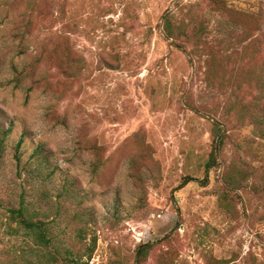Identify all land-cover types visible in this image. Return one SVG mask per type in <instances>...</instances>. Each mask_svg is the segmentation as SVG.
Listing matches in <instances>:
<instances>
[{
  "label": "rangeland",
  "instance_id": "1",
  "mask_svg": "<svg viewBox=\"0 0 264 264\" xmlns=\"http://www.w3.org/2000/svg\"><path fill=\"white\" fill-rule=\"evenodd\" d=\"M227 1L261 26L248 40L210 0H0V264H32L33 238L6 218L22 205L60 248L84 255L96 239L91 264H134L148 242L147 264L167 251L177 264H264V138L230 105L235 84L264 74V0ZM165 15L186 35L168 39ZM214 122L228 138L207 172ZM231 167L245 181L226 197Z\"/></svg>",
  "mask_w": 264,
  "mask_h": 264
},
{
  "label": "trees",
  "instance_id": "2",
  "mask_svg": "<svg viewBox=\"0 0 264 264\" xmlns=\"http://www.w3.org/2000/svg\"><path fill=\"white\" fill-rule=\"evenodd\" d=\"M211 7L225 16L234 18V21L237 25L244 26L245 38L248 40V36L251 31L257 32L261 29V26L257 27H246L245 24L238 23L237 15L244 14L231 6H229L227 0H210ZM165 21V33L168 39L175 40L177 36L186 35V26L184 24L178 26L177 30L174 25V21L171 15L164 16ZM205 24L204 22H200L196 28V31L193 33V37L196 39H201V36L204 32ZM177 32V33H176ZM189 37V35H187ZM260 40H255L250 45H260ZM248 45V46H250ZM210 57V66L217 65L222 72V76L230 74L235 76L236 67L231 70L228 67H225L222 62H224L225 58L220 56L218 53L214 51H206ZM245 61V58L243 59ZM220 61V62H219ZM240 68V67H239ZM241 72L244 73L243 69H240ZM240 70L238 72H240ZM247 77H250L253 71L251 68H248ZM264 73V67H263ZM254 77V82L252 84H235L234 90L237 100L231 101L230 105H232V110H235L238 114L239 121L243 120L245 117L249 118L251 124L256 125V131L259 136L264 138V74H255L252 75ZM226 78V77H225ZM221 87V85H220ZM223 87V85H222ZM256 88V95L251 98L249 102H245L246 95L241 96L242 91H246L247 94L252 93V89ZM242 121V126H247ZM8 133L6 131H0V158L2 156L3 147L5 140L7 138ZM228 138V133L226 128H222V124L218 122H214V138H213V149L210 153L209 159L206 163V171L210 172L215 166L218 165L220 154L223 151L226 140ZM21 146V142L18 144V148ZM97 152V149H93ZM16 159L19 160V157L16 156ZM102 162L97 159L94 164V172H97L99 168L102 166ZM227 175L224 176V186L223 190L225 191L226 197L230 192H236L240 189L241 186L244 185V177L243 174L245 171L241 168L231 167L229 172H226ZM192 180V179H191ZM186 182L181 184L183 188ZM77 218L81 217V214L78 212ZM7 220L10 223V226L16 225L18 228L26 231L33 238V244L30 249L24 253V261L26 263L32 264H91V259L97 247V240L94 239L89 247L85 248L84 255H78L74 253L70 248H60L55 243V238L53 236V232L51 226L48 222L42 219H35V217L30 213V210L26 206H21L17 209L11 208L7 213ZM84 230L77 229V235L81 239L83 237ZM155 250L154 243H143L139 245L134 264H147L150 260L153 252ZM80 253V252H78ZM33 257V260L26 259L25 257ZM87 257V259H85ZM179 262V256L174 252H166L161 255L160 263L161 264H177ZM211 264H224L223 262H212Z\"/></svg>",
  "mask_w": 264,
  "mask_h": 264
}]
</instances>
